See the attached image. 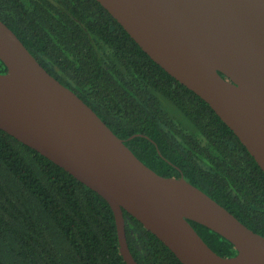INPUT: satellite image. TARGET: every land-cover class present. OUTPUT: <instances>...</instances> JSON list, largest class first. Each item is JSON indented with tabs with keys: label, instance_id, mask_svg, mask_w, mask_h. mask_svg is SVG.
Here are the masks:
<instances>
[{
	"label": "trees",
	"instance_id": "trees-1",
	"mask_svg": "<svg viewBox=\"0 0 264 264\" xmlns=\"http://www.w3.org/2000/svg\"><path fill=\"white\" fill-rule=\"evenodd\" d=\"M0 20L140 161L161 176H183L264 237V172L213 109L97 0H0ZM123 216L138 264H182L136 218ZM189 223L219 256L236 254L222 236ZM0 264H126L108 202L1 129Z\"/></svg>",
	"mask_w": 264,
	"mask_h": 264
},
{
	"label": "water",
	"instance_id": "water-1",
	"mask_svg": "<svg viewBox=\"0 0 264 264\" xmlns=\"http://www.w3.org/2000/svg\"><path fill=\"white\" fill-rule=\"evenodd\" d=\"M156 64L203 99L264 172V0H97ZM0 129L109 204L119 251L123 210L182 264H264V237L183 176L157 174L71 89L53 77L0 20ZM229 241L216 254L189 223Z\"/></svg>",
	"mask_w": 264,
	"mask_h": 264
}]
</instances>
